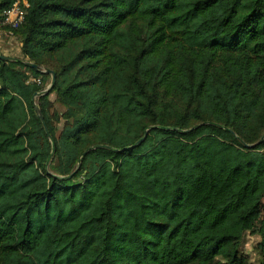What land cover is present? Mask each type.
<instances>
[{
	"label": "trees",
	"instance_id": "trees-1",
	"mask_svg": "<svg viewBox=\"0 0 264 264\" xmlns=\"http://www.w3.org/2000/svg\"><path fill=\"white\" fill-rule=\"evenodd\" d=\"M27 1L54 151L50 76L0 60V264H251L240 201L264 264V0Z\"/></svg>",
	"mask_w": 264,
	"mask_h": 264
},
{
	"label": "rangeland",
	"instance_id": "rangeland-1",
	"mask_svg": "<svg viewBox=\"0 0 264 264\" xmlns=\"http://www.w3.org/2000/svg\"><path fill=\"white\" fill-rule=\"evenodd\" d=\"M5 42L9 43L7 47L5 46L7 45L5 44ZM0 43L3 44V46L0 48V54L23 58L20 51V44L17 38L9 40L2 39ZM50 98L53 100L54 95L51 94ZM54 106L57 110H63V108L57 103H55ZM251 156L255 160L256 169L264 168V144L252 150ZM258 208L261 210L262 206L259 205ZM244 211L245 207L243 202H238L236 212L234 213L232 220L222 228V231L227 234L242 237L241 248L243 252L247 254L248 258L251 261V264H257L258 255L255 251L254 245L258 240L257 232L261 229L262 213L259 211L258 213L249 216L246 222L243 223L240 217ZM243 225L248 228L247 231L242 230Z\"/></svg>",
	"mask_w": 264,
	"mask_h": 264
},
{
	"label": "water",
	"instance_id": "water-1",
	"mask_svg": "<svg viewBox=\"0 0 264 264\" xmlns=\"http://www.w3.org/2000/svg\"><path fill=\"white\" fill-rule=\"evenodd\" d=\"M0 60L6 61V62H7V61H15V62H19V63H22V64H24V65H26V66H28V67H31V68H33V69H35V70H38V71H40V72H42V73L48 74V75L50 76V81H49L48 85L45 86L44 88H42L41 90L37 91V92L34 94V96H33V104H34L35 112H36L37 116L39 117V119H40V121H41V123H42V125H43V128H44V130H45V132H46V134H47V136H48V138H49V140H50V142H51V144H52V150H51V153H50V155H51V154L53 153V151H54V147H53V145H54V143H53V139H52V137L50 136V134H49V132H48V129H47V126H46V123H45V120H44L43 114H42L41 110L39 109V107L37 106V104L35 103L34 99H35V97H38V96H41V95H43V94L48 93V92L50 91V89L53 87V85H54V83H55V73H54V71H52V70H50V69H48V68L40 69V68L38 67L37 64H35V63H33V62H30V61H27V60H25V59H23V58H19V57H14V56L12 57V56H8V55L0 54ZM199 125H200V124H196L195 126L190 127V128H188V129H186V130H183V131L191 130V129H193V128L199 126ZM154 127H159V126H157V125L149 126V127L145 130V134H144V136H143L142 138L138 139L136 142H134V144H132V145H130V146H127V147H124V148H122V149L112 148V147H110V146H108V145H104V144H98V145L90 146V147L86 148V149L81 153V155L79 156V159H78V164L81 163L82 158H83V157H84L89 151H91V150H93V149H95V148H111V149H113V150H125V149H129V148H133V147H135L137 144H139V143L145 138V136H146L148 130L151 129V128H154ZM161 127H163V126H161ZM263 139H264V134L260 137V139H259L257 142H255V143H253V144H247V146L252 147V146H254V145L257 144V143H260ZM48 163H49V158H48V160H47V162H46V165H48ZM71 174H72V173H71ZM71 174H69V175H67V176H64L63 178H69V177L71 176Z\"/></svg>",
	"mask_w": 264,
	"mask_h": 264
},
{
	"label": "built area",
	"instance_id": "built-area-1",
	"mask_svg": "<svg viewBox=\"0 0 264 264\" xmlns=\"http://www.w3.org/2000/svg\"><path fill=\"white\" fill-rule=\"evenodd\" d=\"M28 6L27 0H14L11 6L3 9L0 13V42L2 39H15L13 29L17 28L24 20L25 8ZM5 44H9L6 43ZM2 44L0 43V47ZM27 82L36 84L42 83L41 76H33L30 71L26 72Z\"/></svg>",
	"mask_w": 264,
	"mask_h": 264
},
{
	"label": "crops",
	"instance_id": "crops-1",
	"mask_svg": "<svg viewBox=\"0 0 264 264\" xmlns=\"http://www.w3.org/2000/svg\"><path fill=\"white\" fill-rule=\"evenodd\" d=\"M19 44H20V43H19ZM2 46H3V44H2ZM2 46H1V47H2ZM5 46L7 47L8 45H5ZM1 47H0V48H1ZM20 51H21V50H20Z\"/></svg>",
	"mask_w": 264,
	"mask_h": 264
}]
</instances>
